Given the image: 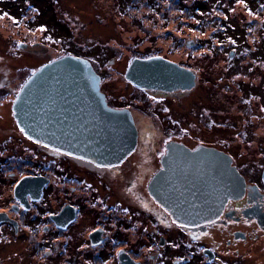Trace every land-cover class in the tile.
<instances>
[{
    "label": "flooded vegetation",
    "instance_id": "obj_1",
    "mask_svg": "<svg viewBox=\"0 0 264 264\" xmlns=\"http://www.w3.org/2000/svg\"><path fill=\"white\" fill-rule=\"evenodd\" d=\"M2 1L0 39L5 44L0 49V67L9 66L11 72L0 69V264H264V167L259 181L246 179L241 198H230L218 216L194 224L176 221L149 187L173 144L193 151L202 146L223 150L205 136V130L212 133L206 112L193 125L195 131L189 126L192 103L186 97L202 78L193 60L204 58L206 48L211 49L200 37L205 31L198 16L202 9H169L180 7L181 0H131L125 6L116 1L120 10L115 17L133 23L132 37L140 33L141 45L132 40L120 47L106 42L103 49L128 53L124 71L115 72L133 91L110 95L103 86L110 68H99L106 54L91 62L101 76L108 104L131 111L138 136L122 161L100 165L36 142L19 126L13 109L16 96L43 63L32 69L22 63V54L21 63L11 66L5 49L8 35L16 47L30 31L45 34V26L42 30L29 26L31 8L40 10L32 0H23L21 15ZM191 27L197 35L189 36ZM41 43L38 39L32 45ZM20 46L26 53L28 40ZM216 46L214 42L212 49L218 50L212 55L223 53ZM151 56L190 68L195 85L171 90L135 85L126 76L130 61ZM252 79H247L248 85ZM21 180L24 183L18 187Z\"/></svg>",
    "mask_w": 264,
    "mask_h": 264
},
{
    "label": "rangeland",
    "instance_id": "obj_2",
    "mask_svg": "<svg viewBox=\"0 0 264 264\" xmlns=\"http://www.w3.org/2000/svg\"><path fill=\"white\" fill-rule=\"evenodd\" d=\"M8 1L3 0L1 3L4 6L12 4L15 14L21 15L23 0ZM32 1L39 5L40 10L31 8L29 26L37 30L45 26V34L30 31L23 38L29 43L26 53L20 46L26 41L20 40L19 46L15 47L12 37L8 35L5 49H8L11 66L21 63L18 58L22 54V63L32 69L62 54L84 56L90 60H99L101 54H106L104 60H99L102 64L99 63V68H110L105 71V90L117 96L133 91V87L122 77H117L115 72L117 69L121 73L124 71L130 59L128 53L120 48L103 49V43L106 42L115 47L130 40L133 44L136 42L138 47L141 45L138 41L140 33L132 37L135 33L133 23L128 18L119 20V17H115L120 10L115 4L117 0ZM118 1L125 6V2L131 0ZM245 1L181 0L178 4L190 10L197 8L198 4L202 9L198 13L201 29L205 30L200 36L201 41L210 45L211 49L213 43L217 42L219 46L216 47L223 49V53L212 55L218 49L206 48L204 58L193 60L197 61L193 66L202 72V78L191 90L190 96L186 97L192 103L188 105L189 126L194 130L193 125L198 124L201 112H206L204 117L208 120L205 122L212 130V133L205 130L206 138L230 152L246 179L256 183L264 167V0ZM192 27L189 36L198 34ZM154 36L157 37L156 34ZM38 39L43 43L32 45ZM222 42L223 46L219 44ZM4 44L3 39H0V49H3ZM119 56L124 58L118 59ZM0 69L5 73L11 72L9 66ZM251 76L253 79L248 85L247 79ZM204 129L199 131L203 133ZM45 153L49 151L45 150Z\"/></svg>",
    "mask_w": 264,
    "mask_h": 264
},
{
    "label": "water",
    "instance_id": "obj_3",
    "mask_svg": "<svg viewBox=\"0 0 264 264\" xmlns=\"http://www.w3.org/2000/svg\"><path fill=\"white\" fill-rule=\"evenodd\" d=\"M126 76L137 86L164 90L196 83L193 70L163 56L133 58ZM13 109L19 126L34 141L100 165L122 161L137 143L131 111L108 104L101 76L84 56L65 54L36 69ZM162 165L149 187L181 223L213 219L230 198H241L246 191L245 176L221 149L202 146L193 151L173 144Z\"/></svg>",
    "mask_w": 264,
    "mask_h": 264
},
{
    "label": "trees",
    "instance_id": "obj_4",
    "mask_svg": "<svg viewBox=\"0 0 264 264\" xmlns=\"http://www.w3.org/2000/svg\"><path fill=\"white\" fill-rule=\"evenodd\" d=\"M159 3H160V2H158V4H159ZM160 4H161V3H160ZM196 7H197V9L201 10L198 6H196ZM169 9L184 10L183 8H181V7H177V6H176V7H174V6L172 7V6H171ZM186 9H189V8L186 7Z\"/></svg>",
    "mask_w": 264,
    "mask_h": 264
},
{
    "label": "snow or ice",
    "instance_id": "obj_5",
    "mask_svg": "<svg viewBox=\"0 0 264 264\" xmlns=\"http://www.w3.org/2000/svg\"><path fill=\"white\" fill-rule=\"evenodd\" d=\"M23 131V130H22Z\"/></svg>",
    "mask_w": 264,
    "mask_h": 264
}]
</instances>
